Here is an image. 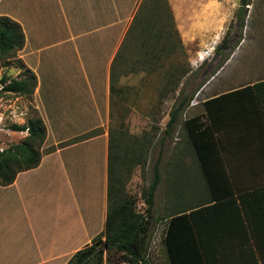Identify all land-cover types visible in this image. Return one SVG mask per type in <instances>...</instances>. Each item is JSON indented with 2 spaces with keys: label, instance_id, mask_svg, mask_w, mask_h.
Returning a JSON list of instances; mask_svg holds the SVG:
<instances>
[{
  "label": "crops",
  "instance_id": "crops-1",
  "mask_svg": "<svg viewBox=\"0 0 264 264\" xmlns=\"http://www.w3.org/2000/svg\"><path fill=\"white\" fill-rule=\"evenodd\" d=\"M141 2L0 0V15L17 21L23 29L25 43L18 52V57L26 67L33 70L38 82L40 78L36 67L39 68L42 63L44 49L39 41L54 40L58 47H65L67 53H59L56 57L68 60L71 66H79L82 56L83 60L86 59L82 64V76L79 72L69 76L67 74L64 84L61 83L54 96L50 95V107H54H49L51 114H54L51 118L53 128L50 132L45 121L47 130L42 150L49 147H54V150L43 153L37 167L18 173L12 184L0 185V245L3 248L0 250V264H66L77 250L89 244L104 229L107 209V131H89L93 125H97V112L105 105V99L109 103L111 98L110 68L128 30L127 28L123 32L126 24H123V18L136 15ZM167 2L184 53H187V48L191 49L193 41H199L195 45L194 56L193 51L188 50L190 67L195 57L197 61H202L212 56L211 52L214 54L213 50L221 39L227 19L233 13L236 15L239 6H243L240 0ZM242 17V38L235 50L246 44L248 39H251L253 45L256 37L251 33L260 34L258 30H264V0H249V4L244 6ZM52 30L56 31V37H51ZM49 47H54V44ZM261 80H264V75L240 84L237 88L225 91L217 89L200 98L208 86L207 82L194 92L185 112H191L189 117L200 115L202 122L211 126L213 123L202 105L203 102ZM83 87L88 91L89 104L93 105L91 112L84 109V113L83 109H72L70 105L77 96L78 88ZM244 97L230 96L218 102L219 106H211L214 110H211V114L214 113L213 121L214 118L218 120L214 125L219 135L218 149L216 148L215 154L211 153V158L217 157L219 152L220 158L224 160L225 171L238 191L264 185V139L256 138L255 128L246 123L251 116L247 113L249 105L244 104ZM42 110L44 106L40 108L41 114L44 112ZM42 118L45 120L43 115ZM83 120L91 124L85 125ZM100 125L98 126L103 127ZM80 130L79 134L91 135L74 143H66L76 138ZM183 158L186 165L189 163L188 159L193 161V156L185 158L181 155L179 158L178 155V160ZM192 165L197 171L195 163ZM173 169L180 170L177 167ZM199 180L200 187L195 184L192 189V192H196V200L190 204L187 199L184 209L176 210L188 213L191 208L205 206L211 198L214 199L203 174ZM197 181L194 178V182ZM213 183L215 194L224 192L221 180ZM61 189H66L63 195ZM226 206L227 204L223 207ZM164 209L168 215L175 211L171 204L164 206ZM161 218L157 221H162ZM165 230L163 227L160 236L156 235L158 229L154 231L152 242H158L162 252V258H157V255L154 257L155 264H169L163 248Z\"/></svg>",
  "mask_w": 264,
  "mask_h": 264
},
{
  "label": "trees",
  "instance_id": "trees-1",
  "mask_svg": "<svg viewBox=\"0 0 264 264\" xmlns=\"http://www.w3.org/2000/svg\"><path fill=\"white\" fill-rule=\"evenodd\" d=\"M240 3L245 6L249 0H240ZM138 11L132 23L135 27L131 25L128 29L111 64L110 100L112 104L113 97L120 103L125 99V87L116 85L118 73L115 65L121 50L126 47L132 65L124 74L146 71L147 76H151L164 71L161 80L152 84L158 89L160 98H165L169 93L175 97L164 129V133L168 134L177 122L178 115L185 112L194 92L201 85H197L190 96L186 97L185 88L188 85L186 81L184 84L181 82L191 72L188 62L180 59L171 64L166 62L167 57L174 53L184 57L181 39L167 0H142ZM243 25L244 17L232 34V47L224 37L215 48L221 59L224 51L235 49L239 44ZM24 43L21 25L8 16L0 15V60L16 58ZM228 56L223 58V62ZM21 65L24 69L20 76L11 79L3 76L0 79L2 92L18 95L33 93L36 76L23 63ZM177 90L178 94L174 96ZM237 95L245 96L244 104L249 105L247 113L251 117L246 123L255 128L256 137L264 139V80L203 102L213 123L211 126L202 122L200 115L184 119V147L191 148L195 153L214 199L211 198L205 206L191 208L188 213L175 210L161 218L167 224L163 247L169 264H264V185L238 191L225 171L224 160L220 158L219 152L217 157L211 158V153L215 154L218 149L219 139L214 125L218 120L214 118L213 121L211 106L215 107L221 100ZM8 127L11 131L27 133L20 142L0 150L2 186L12 184L18 173L37 167L42 154L54 150V147L46 151L41 149L46 138V127L40 117L30 118L24 125L10 124ZM90 135L86 133L66 143H74ZM153 140L154 133L144 132L136 136L122 130H109L104 229L89 244L77 250L66 264L148 263L151 211L159 177L156 173L148 188L141 191L139 199L128 193L126 184L136 168L146 165ZM219 180L224 192L217 195L213 182ZM139 200H142V206L138 208ZM225 204L227 206L223 207Z\"/></svg>",
  "mask_w": 264,
  "mask_h": 264
},
{
  "label": "rangeland",
  "instance_id": "rangeland-1",
  "mask_svg": "<svg viewBox=\"0 0 264 264\" xmlns=\"http://www.w3.org/2000/svg\"><path fill=\"white\" fill-rule=\"evenodd\" d=\"M134 16L123 18V24L126 23L123 27V32H125L127 28L129 29L131 27ZM115 19L117 20V18H114V20ZM234 20L235 13H233L232 16L227 19L223 34L218 44L224 37H226L227 42H229L228 45L232 47V42L234 40V35L232 34H234L233 32H236L238 29H235L234 27ZM132 27L134 28L135 25H132ZM258 31H260V34H256L257 32L251 33L256 37L253 45L251 39H248V42L239 47L237 50L229 49L224 51L222 54V59L220 56L215 62L213 69L203 77L202 73L206 69L211 56L202 61H197L195 57L194 63L191 65V67L188 61V50L189 52L192 50L194 56L196 46L199 42L198 40L193 41L191 49H186L187 53H183L185 57L181 55L179 56V53H174L172 56L167 57L166 62H170L169 64L180 59L182 61H187L189 67L191 68V72L187 74V76L183 78L181 82L184 84L186 81L188 85L187 88H185V96H190L197 85H201L202 87L207 82L208 86L204 92H202L200 98L203 97L204 94L211 93L217 89H224L225 91V89L237 88L240 84L243 85V83H246L249 80H253L258 76L264 75V30ZM55 32L56 31L52 30L51 37H56ZM52 43L54 44V47H49V45ZM56 43L57 42L54 40L45 41L44 39L43 41H39V45L44 46L41 47L44 48L42 52V63L39 68L36 67L34 63L31 65L36 67V71L40 80L38 82L36 77V86L31 95L5 93L0 90L1 147L5 148L11 144L20 142L27 133V131H11L8 127L10 124L24 125L30 118L40 117L44 124L46 121V125H48V128L51 132V129L53 128L51 118L54 116V114H51L49 109V102H51L49 101L50 95L53 94L54 96L56 90L59 88V86H61V83L64 84L67 74L69 76L72 73L79 72L80 76H82L81 72L84 71L82 64H84L86 59L83 60L82 56V62H79V66L69 65L68 60L56 57V55L59 53H67L65 47H58ZM125 49L127 48L125 47L121 50V54L115 65V71L118 73V82L116 85L125 87V99L122 103H120L113 97L112 104L111 100L109 103H107L108 99H105V105L101 107L99 112H97L98 123L97 125H93L94 127L92 126L90 128L91 131L89 132L95 133L97 132V129H101L102 131L106 130L107 138L108 132L111 129L122 130L136 136H140L144 132L149 134L154 133V140L148 153L147 163L144 167L140 166L133 171L129 182L126 184V189L129 194L139 199L141 191L148 188L150 183L154 180L156 173L159 177V182L154 193V205L151 211V234L147 250V264H155L154 257L157 255V258H162V252H160L161 249L159 243L156 242L155 244L152 242L154 231L155 229H158L156 235L160 236L163 227L166 228L167 226L166 221L162 219V221L158 222L157 219L161 218L163 215H168L167 211H165L166 208L163 210L164 206L171 204L173 210L184 209V203L187 199L189 200L190 204L196 200V192H192V189L195 187V184L200 187L201 183L199 182V178H201L202 172L198 160L195 157V153L191 148L186 149L184 147V142L186 140L185 131L183 129V121L185 118H188L191 115V112H183L179 114L177 122L170 129L169 133H164L165 124L168 120V113L173 106L175 97L169 93L165 98H160L158 89H156L152 84L153 82L156 83L161 80L162 76L164 75V71H158L151 76H147L146 71H132L124 74L123 72L125 70H130L132 65L128 58L129 54H127ZM213 52H215V50H213ZM211 55H213L212 52ZM226 55H229L228 59L223 62V58L226 57ZM31 58L30 60L33 62ZM21 62L23 63V60L18 57V53L14 59L7 61L0 60V79L3 76H6L8 79L17 78L20 76L24 69L21 65ZM224 63H226V65L223 67ZM221 67L223 68L221 69ZM31 71L33 72V70ZM217 71L219 72L217 73ZM214 74L216 75L213 76ZM35 76L37 75L35 74ZM201 87H199V89ZM243 87H245V85ZM86 90L87 89L84 87L81 89L78 88V92L76 93L77 96L75 97L74 102L70 104L72 109H83L82 112L84 113H86L84 111V109H86L87 111L91 112L93 105L89 104L90 98L87 93L88 91ZM52 91L53 93H51ZM177 94L178 90L174 96ZM100 98L102 97L100 96ZM197 100H199V97ZM190 104L191 102L189 105ZM41 105L44 106V110H42L44 111L43 114L40 112V108L43 107ZM50 108L53 109L54 107ZM42 115L45 120L42 118ZM83 121L85 122V125L91 124L86 122L87 120ZM99 124H101L100 126L103 127H99ZM79 132H81V130L78 131V134ZM83 135L84 133H81L76 138H81ZM48 149L49 148L44 149V151ZM178 155L179 158L181 155L185 158L193 156V161L186 159L189 161L188 165H186L184 158L183 160H178ZM193 163H195L197 171L193 169ZM173 167H177L180 170H174ZM194 178H197L198 181L194 182ZM58 185L63 188L61 184ZM65 190L66 189L60 190L62 195ZM137 206L138 208L142 206V200H139V204H137ZM1 242L2 240H0V243ZM0 250H3L1 245Z\"/></svg>",
  "mask_w": 264,
  "mask_h": 264
},
{
  "label": "water",
  "instance_id": "water-1",
  "mask_svg": "<svg viewBox=\"0 0 264 264\" xmlns=\"http://www.w3.org/2000/svg\"><path fill=\"white\" fill-rule=\"evenodd\" d=\"M243 13H244V6H239L236 12V15H235V20H234L235 29L238 28L239 23L242 19ZM219 57H220V54L217 52H214V54L211 56L207 64L206 69L202 73V77L205 76L207 73H209L213 69L215 62L218 60Z\"/></svg>",
  "mask_w": 264,
  "mask_h": 264
},
{
  "label": "built area",
  "instance_id": "built-area-1",
  "mask_svg": "<svg viewBox=\"0 0 264 264\" xmlns=\"http://www.w3.org/2000/svg\"><path fill=\"white\" fill-rule=\"evenodd\" d=\"M3 87H2V85L0 84V90L2 89ZM3 148L2 147H0V150H2Z\"/></svg>",
  "mask_w": 264,
  "mask_h": 264
}]
</instances>
